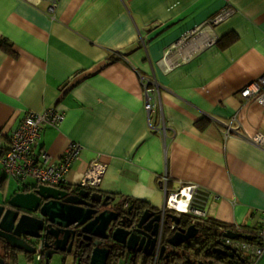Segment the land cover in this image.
<instances>
[{
    "label": "crops",
    "instance_id": "obj_1",
    "mask_svg": "<svg viewBox=\"0 0 264 264\" xmlns=\"http://www.w3.org/2000/svg\"><path fill=\"white\" fill-rule=\"evenodd\" d=\"M48 8L0 0V149L26 113L58 109L63 123L42 131L35 153L58 162L71 143L82 145L68 188L82 187L93 161L106 171L91 188L155 211L167 197L164 177L183 207L197 185L208 192L207 215L183 216L184 226L210 220V237L241 226L251 240H239L254 242L264 223V150L250 138L264 134V107L240 92L264 74V0H60L54 18ZM145 85L158 100L150 113ZM16 182L7 199L24 186ZM187 250L168 246L165 255ZM136 255L131 264H150Z\"/></svg>",
    "mask_w": 264,
    "mask_h": 264
},
{
    "label": "water",
    "instance_id": "obj_2",
    "mask_svg": "<svg viewBox=\"0 0 264 264\" xmlns=\"http://www.w3.org/2000/svg\"><path fill=\"white\" fill-rule=\"evenodd\" d=\"M78 189L81 190L77 193L70 188L46 185H24L17 189L5 201L8 209L0 205V239L20 255L35 253L30 239L50 237L51 244L45 243L47 262L56 255L64 260L68 255L76 259L81 254L89 264H106L113 243L132 253L153 254L162 219L160 211L130 206L125 213L122 201L116 197L103 196L91 187ZM2 198L5 200L6 195ZM19 210L26 213L20 215ZM167 219L168 224L169 221L174 224L170 230L176 231L170 232L171 236L163 245L161 260L168 259L169 256L165 255L168 246L179 248L199 233L195 224L181 227L182 218L176 215L167 214ZM222 237L251 240V237L232 231ZM213 253L230 258L235 254L223 242L214 248ZM0 264L10 263L0 257Z\"/></svg>",
    "mask_w": 264,
    "mask_h": 264
},
{
    "label": "built area",
    "instance_id": "obj_3",
    "mask_svg": "<svg viewBox=\"0 0 264 264\" xmlns=\"http://www.w3.org/2000/svg\"><path fill=\"white\" fill-rule=\"evenodd\" d=\"M46 1L49 2L48 13L54 18L55 9L60 0ZM150 94L148 85H145L144 108L147 113H150L158 105L157 98ZM240 95L247 101H256L264 107V74L244 87ZM64 118V113L58 109H47L42 113L28 112L25 114L19 127L12 133L10 145L0 160L1 170L7 178L14 179L22 185H26L28 181L32 180L36 185L56 188L68 187L66 176L71 165L79 159L83 150L82 145L71 143L58 162H53L51 156L45 151H41L38 154L35 153L42 131L46 127L58 128L63 123ZM224 126L227 129L225 135L229 136L230 131L234 129L229 125ZM250 141L264 150V134L257 133L250 138ZM105 171V165L98 161H93L81 181V186L97 187L101 183ZM162 181L163 190L167 197L165 196V204L160 210L162 215L161 226L150 264H158L160 261L161 249L165 238L164 223L167 220V214L173 212L174 215L180 218L189 215L200 219L206 218L207 215L204 209L208 197L207 191L197 185H193L189 190V203L186 207H183L176 198L168 197V179L164 177ZM222 242L235 253L247 257L249 264H260L264 258V223L258 231L254 242L229 238H225ZM34 247L35 253L26 264H46L44 242L42 240L37 241ZM121 258L125 260V264H131L133 260V256L128 251L122 255L114 253L110 262L111 264H120L119 260Z\"/></svg>",
    "mask_w": 264,
    "mask_h": 264
},
{
    "label": "trees",
    "instance_id": "obj_4",
    "mask_svg": "<svg viewBox=\"0 0 264 264\" xmlns=\"http://www.w3.org/2000/svg\"><path fill=\"white\" fill-rule=\"evenodd\" d=\"M4 153L5 152H3L2 149H0V158L3 157ZM5 179L4 178L1 179L0 187L1 186L3 187L5 185V182H6ZM75 188H81V187L79 186ZM130 205L141 207V208H150L144 202H140V201H132ZM185 217H183L184 224L190 221L189 218H185ZM212 225L213 223L210 220H206L205 223H202V224L200 223L198 228L201 234L186 245V249L188 250L185 253L169 257L168 258L169 261L167 262V264H195L193 262H196V261H198L197 264H211L210 261H207L204 258H201L200 256L203 255L204 257L206 256V254H210L211 252H213L215 246H218L221 243V236H222L221 234H219V236L217 235L216 236L213 235V237L209 236L210 231H213L215 234L214 229L211 228ZM167 229H170V227L167 226L165 231ZM236 232H239L240 234H243V235L244 233H247V231L241 226L239 227V229H236ZM257 233L254 236V239H256ZM164 242H166V236L164 238ZM120 246L124 247L122 245ZM119 248H116V249H119ZM239 255H240V258L238 257L237 253H235L234 255L232 254L233 257L231 258L227 256L217 255L216 261L222 264H249L247 257H245L242 254H239ZM134 258L135 257L133 256L132 261L135 263ZM144 264H149V258L147 259L146 262H144Z\"/></svg>",
    "mask_w": 264,
    "mask_h": 264
},
{
    "label": "flooded vegetation",
    "instance_id": "obj_5",
    "mask_svg": "<svg viewBox=\"0 0 264 264\" xmlns=\"http://www.w3.org/2000/svg\"><path fill=\"white\" fill-rule=\"evenodd\" d=\"M68 188V187H67ZM70 190L72 191V192H74V193H77L79 190H81V189H78V188H70ZM6 195V194H5ZM5 201H7V196H6V198H5V200L2 198V197H0V205H2V206H4L5 207V209H8V207L5 205ZM121 206H123V207H125V210H124V212L125 213H127V211H128V208L130 207V206H132V205H130V204H125L124 202H121ZM24 213H26L25 211H22V210H19V214L20 215H23ZM168 220V219H167ZM167 220L165 221V223H164V225L167 227V226H169L170 227V224H168V222H167ZM183 220L184 219H182V222H181V227H183V228H186L184 225V222H183ZM160 226H161V224H160ZM164 226V230L166 229V227ZM169 230L170 229H167L166 231H168L169 232ZM165 231V232H166ZM176 231V229H174L173 230V232H175ZM169 234V233H168ZM40 240H42L43 242H44V246H45V243H50L51 244V242H52V239L50 238V237H48V238H45V240L43 239V238H39V239H30V241L31 242H33L34 244L35 243H37V241H40ZM188 243H186V244H183L182 245V247H179V249H183L186 245H187ZM119 247H121L119 244H115V243H113V248H112V250H114V252H113V254L114 253H117V254H120V255H122L123 253H127L128 252V250H126V249H124V247H121V248H119ZM116 248H119V249H116ZM84 250V249H83ZM79 252V251H78ZM80 253V252H79ZM132 253V252H131ZM83 254V253H82ZM178 254V253H177ZM216 253H213V252H211L210 254H206V256H204L203 258L205 259V260H207V261H213V263H215L216 262V258H217V255H215ZM81 255V254H80ZM77 256V258H79V259H81V260H83L84 261V264H87V261L86 260H84L86 257H84V258H82L81 256ZM111 255V254H110ZM134 257H136L137 255H136V252L135 253H133L132 254ZM19 256H21V254L19 255V254H16V252L14 251V250H11L8 246H7V244H5L4 242H3V240L2 239H0V257H1V259H3L5 262H7V263H10V264H16L17 263V261L19 260ZM57 256V259H59V257L58 256H60V255H56ZM54 257V256H53ZM63 261H65V259L63 260ZM193 263H195V264H197V262H193Z\"/></svg>",
    "mask_w": 264,
    "mask_h": 264
},
{
    "label": "rangeland",
    "instance_id": "obj_6",
    "mask_svg": "<svg viewBox=\"0 0 264 264\" xmlns=\"http://www.w3.org/2000/svg\"><path fill=\"white\" fill-rule=\"evenodd\" d=\"M29 182H30V184L34 183L33 181H29ZM18 186H19V184L14 179H9L8 181H6L4 187H2V186L0 187V197H2L5 194V192L11 191L14 188H18ZM74 259L75 258L72 255H68L67 257H65V261H63L62 259H57V257H53L51 259V261L49 262V264H77ZM27 261L25 259V256L22 258H21V256H19V260L17 261L16 264H26ZM168 261H169V259L160 260L158 264H167ZM120 264H125V260L121 259ZM137 264H143V262L138 261ZM213 264H222V263H219L216 261ZM260 264H264V259L260 262Z\"/></svg>",
    "mask_w": 264,
    "mask_h": 264
}]
</instances>
